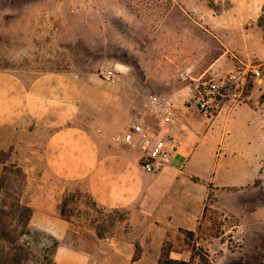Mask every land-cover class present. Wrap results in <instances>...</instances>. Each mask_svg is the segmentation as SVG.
Wrapping results in <instances>:
<instances>
[{
	"label": "crops",
	"instance_id": "1",
	"mask_svg": "<svg viewBox=\"0 0 264 264\" xmlns=\"http://www.w3.org/2000/svg\"><path fill=\"white\" fill-rule=\"evenodd\" d=\"M223 3L222 19L241 29L250 49L230 45L206 64L188 59L189 49H164L171 62L143 63L139 68L143 80L157 86L158 94L173 103L177 120L172 125L150 112L121 124L119 111L111 113L104 104L95 112L88 78L51 70L26 82L13 72L0 70V132L17 127L29 133L25 141L39 144L49 176L82 182L89 200L111 213L105 221L71 222V248L57 243L54 263L187 260L192 250L185 231L197 234L208 199L215 198L225 210L233 211L236 194H249L241 187L251 181L252 174L250 171L246 179L241 167L253 162L251 156L246 158L252 143L255 147L264 142V99H255L264 90L263 79L257 78L249 91L247 81L235 96L212 95L209 101L215 108L208 112L199 111L190 100L194 89L201 90L190 79L217 77L251 61L264 64V0ZM117 85L115 92L101 94L103 100L121 99ZM136 119L154 142L164 141L171 151L168 162L156 172L141 168L140 147L121 140L123 131ZM227 232L220 236L229 235ZM220 236L205 242L215 249L222 244Z\"/></svg>",
	"mask_w": 264,
	"mask_h": 264
},
{
	"label": "rangeland",
	"instance_id": "2",
	"mask_svg": "<svg viewBox=\"0 0 264 264\" xmlns=\"http://www.w3.org/2000/svg\"><path fill=\"white\" fill-rule=\"evenodd\" d=\"M223 2L0 0V70L26 82L51 70L88 78L95 112L104 104L111 113L118 110L121 124H127L135 115L153 113L146 95L158 94V87L144 81L139 68L143 63L171 62L164 49H189L188 59L202 64L230 45L250 49L241 29L222 19ZM250 63L262 71L259 79L264 83V64ZM114 67L115 85L107 86L113 83L106 82L102 72ZM256 79L248 78L247 91ZM116 85L121 99L103 100L101 94L115 92ZM259 95L256 101L264 99V90ZM197 96L199 90L194 89V105ZM27 136L17 127L0 132V264H56L52 254L57 243L71 248V222L105 221L111 213L89 200L82 182L49 176L39 144L26 142ZM253 145L246 151L251 166L241 167L246 179L252 174L241 187L249 194H236L233 211L209 198L197 234L185 231L192 255L177 263L264 264V142ZM225 230L230 236H220ZM218 236L222 244L211 249L205 241Z\"/></svg>",
	"mask_w": 264,
	"mask_h": 264
},
{
	"label": "built area",
	"instance_id": "3",
	"mask_svg": "<svg viewBox=\"0 0 264 264\" xmlns=\"http://www.w3.org/2000/svg\"><path fill=\"white\" fill-rule=\"evenodd\" d=\"M262 71L255 65L243 64L240 67L228 70L217 77L199 79L200 96L196 99V108L201 112H208L215 104L210 103L209 97L214 94L228 93L231 96L237 95L246 86L248 78L255 76L261 77ZM103 79L108 83H113L117 77L116 69H105L102 72ZM146 101L151 111L165 124L172 125L177 116L174 113L168 97L162 94L146 95ZM121 140L133 146L140 147L143 152L140 159L141 168L144 171L156 172L163 164L168 162L171 151L164 141L154 142L143 128L142 123L138 119L131 123L130 127L123 131ZM175 264H189L182 261Z\"/></svg>",
	"mask_w": 264,
	"mask_h": 264
},
{
	"label": "trees",
	"instance_id": "4",
	"mask_svg": "<svg viewBox=\"0 0 264 264\" xmlns=\"http://www.w3.org/2000/svg\"><path fill=\"white\" fill-rule=\"evenodd\" d=\"M214 236H217V233H215ZM175 263H177V262H175V261H171V260H164V261H162V262L159 263V264H175Z\"/></svg>",
	"mask_w": 264,
	"mask_h": 264
}]
</instances>
